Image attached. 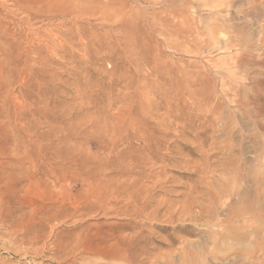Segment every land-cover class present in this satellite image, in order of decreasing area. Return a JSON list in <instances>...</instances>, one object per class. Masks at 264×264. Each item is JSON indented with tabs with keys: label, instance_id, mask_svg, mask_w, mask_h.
I'll list each match as a JSON object with an SVG mask.
<instances>
[{
	"label": "rangeland",
	"instance_id": "374dc122",
	"mask_svg": "<svg viewBox=\"0 0 264 264\" xmlns=\"http://www.w3.org/2000/svg\"><path fill=\"white\" fill-rule=\"evenodd\" d=\"M0 14L21 73L0 129L22 126L6 118L22 103L48 143L30 163L0 133L1 166L29 168L0 180V264H264V115L229 100L246 94L239 53L264 51L259 0H0Z\"/></svg>",
	"mask_w": 264,
	"mask_h": 264
},
{
	"label": "bare ground",
	"instance_id": "6f19581e",
	"mask_svg": "<svg viewBox=\"0 0 264 264\" xmlns=\"http://www.w3.org/2000/svg\"><path fill=\"white\" fill-rule=\"evenodd\" d=\"M7 1H11V6L13 8H17V6L21 3V0H7ZM259 1H260V4H261L262 8H264V0H259ZM257 3H259V2H257ZM1 6H2L1 7L2 9H6V11L9 10L6 5L4 6L3 3H2ZM6 18H8V17H6ZM2 20H3V18H2ZM1 24H2V21L0 22V102L2 100V102L4 103L6 101V99H7V94H8V91H5L6 88H9V86L11 84V80L14 79L15 74L18 75L20 72L16 73V71L18 69V66H19V58L15 57L13 55V52L17 50V47H16V45L13 42H12L13 44L9 43L7 41L8 38H5L6 40L4 39V35L3 34L6 31H2V28L4 26H1ZM262 28H263V31H264V27H262ZM7 37H9V36H7ZM262 43L264 44V38L262 40ZM258 46H259V44H258ZM260 46H261V44H260ZM263 47H264V45H263ZM243 49H245V48L243 47ZM260 49H261V47H260ZM28 50L30 51L31 49H28ZM262 50H264V49H262ZM252 51H253V49H252ZM252 51H249L247 49V50H243L242 52H240L238 57L235 59V62H234V65H233V66H235V69H239L240 71L242 70L240 73H238V77L236 78V81H239L240 84L247 83L246 94H245V96H241L239 94H232L231 93V96L229 97V100L232 102V104L236 103L238 108L241 109V111H242L241 114L242 115H244L248 119L254 121L255 125H257L256 124V121H257L256 118L260 117L261 115H264V57L262 56L264 51L263 52L260 51L261 55H257L258 52H256V54L253 53V52H255V50L253 52ZM257 51H259V50H257ZM237 52H239V50ZM26 73H27V71H25V72L23 71V73H22L23 74L22 78L24 79L23 83H25V84L28 81V79L26 77L27 76ZM20 76L18 75L19 78H20ZM30 87L31 86L29 85V88ZM18 97H20V96H18ZM22 99L24 100V98H22ZM26 99H28V98H26ZM129 100H130V98H129ZM18 105H19V107H18L19 112L17 111L18 112V114L16 113L17 116H13V118H12L10 115H7V117H6L7 118V122H8L7 125L9 126L11 122L14 123V124H16L15 122H17L19 124L22 123L21 124L22 126L20 128L15 129L14 133L9 135L6 132V129H5L6 125H4V129H0V133L3 134V136H4L3 137V141L2 140L1 141L4 142V144L6 146V149L8 151L11 150L13 152L14 151L15 152H19L21 150V148H23L24 157H26V159L29 160L30 163H34V158H38L41 161L45 162L46 161V152H47V149H48V143L46 141L47 133H46V131H42V132L39 133L37 126L29 125L28 119L25 118L26 117V112H25V110H24V108L22 106V103L21 104L19 103ZM2 116H3V111L0 108V117H2ZM123 117H124V115H123ZM44 118H45V116H43V121L39 122V124H38V126H41V128H43V129H44V126L46 125V119H44ZM138 122H139V120H138ZM263 122H264V120H263ZM0 125H2V124H0ZM115 125H116V123H115ZM116 127H117V125L114 127V129H115L114 131L118 130V129H116ZM260 127H261V125H260ZM119 130H118V132H119ZM35 138H37L39 140V142H40V144L38 146L37 155H34L36 153L35 152V149H36L35 141L36 140H33V139H35ZM16 154L17 153H15V155ZM2 156H4V155H2ZM17 159H19V158H17ZM3 165H4V167H3ZM3 165L1 166V163H0V180L6 181V182H8L11 185H12V180H14L15 175H17V172H20L21 174L23 173V174H26V175H27V173H29V168L23 167L24 166L23 163L19 162V161H15V162L8 161V162L3 163ZM262 186L263 185H261V187ZM114 193H116V192H114ZM101 249H103V248H101ZM100 255H102V254H100ZM107 255L109 257H113L114 258V257L117 256V253L116 254L111 253V254H107Z\"/></svg>",
	"mask_w": 264,
	"mask_h": 264
}]
</instances>
